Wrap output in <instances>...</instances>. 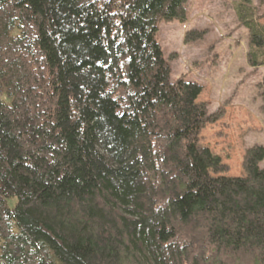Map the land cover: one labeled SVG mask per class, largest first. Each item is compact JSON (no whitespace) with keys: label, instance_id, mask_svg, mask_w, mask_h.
Instances as JSON below:
<instances>
[{"label":"trees","instance_id":"1","mask_svg":"<svg viewBox=\"0 0 264 264\" xmlns=\"http://www.w3.org/2000/svg\"><path fill=\"white\" fill-rule=\"evenodd\" d=\"M188 2L0 0V264H264V148L228 176L221 110L156 42ZM233 9L264 68V15Z\"/></svg>","mask_w":264,"mask_h":264},{"label":"rangeland","instance_id":"2","mask_svg":"<svg viewBox=\"0 0 264 264\" xmlns=\"http://www.w3.org/2000/svg\"><path fill=\"white\" fill-rule=\"evenodd\" d=\"M237 1L189 0L187 22H161L156 33L163 57L174 56L170 81L186 76V80L197 82L203 87L198 102L210 113L221 110L216 122L206 126L200 137L202 144L227 165L230 177L242 175L249 148H264V104L258 96L264 68L253 70L247 65L245 31L233 9ZM259 1L251 0V5L259 8L262 16L264 6ZM193 30L206 34L200 41L184 43L185 32Z\"/></svg>","mask_w":264,"mask_h":264}]
</instances>
